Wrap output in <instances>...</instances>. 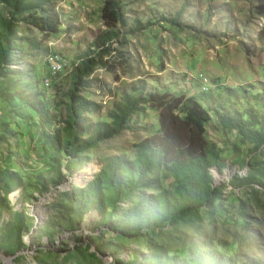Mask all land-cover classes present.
Returning <instances> with one entry per match:
<instances>
[{
    "label": "rangeland",
    "instance_id": "1",
    "mask_svg": "<svg viewBox=\"0 0 264 264\" xmlns=\"http://www.w3.org/2000/svg\"><path fill=\"white\" fill-rule=\"evenodd\" d=\"M48 1L58 31L42 34L23 19L27 13L17 15L18 49L0 72V170L17 177L7 195L0 189V264H158L204 250L220 252L226 264H264V190L241 183L247 167L236 163L258 151L264 160V143L247 151L234 131L217 126L232 111L264 117V0H114L120 20L110 28L101 15L105 0ZM108 30L104 47L92 46ZM86 58L93 61L85 74L76 66ZM162 92L208 110L205 136L224 163L210 167L215 197L154 230L119 232L103 221L107 201L102 210L81 204L82 188L106 160H132L134 144L160 131L146 98ZM125 97L134 101L121 126L76 151L73 160L83 164L70 172L68 108L83 105L78 124L89 126L81 134L87 138L97 122L113 124ZM171 182L158 172L155 183L118 203L111 220Z\"/></svg>",
    "mask_w": 264,
    "mask_h": 264
},
{
    "label": "trees",
    "instance_id": "2",
    "mask_svg": "<svg viewBox=\"0 0 264 264\" xmlns=\"http://www.w3.org/2000/svg\"><path fill=\"white\" fill-rule=\"evenodd\" d=\"M0 3L6 8L4 14L0 13L1 72L10 62L9 57L14 54L13 51L18 49L17 15L27 13L23 19L45 35L57 32L60 22L55 4L48 0H0ZM115 5L114 0H105L101 8L102 19L108 28L114 27L120 20ZM110 38V30L104 31L94 37L92 46L104 47ZM92 61V58H86L76 69L86 74L88 64ZM146 99L158 110L160 131L134 144L132 160L121 157L106 160L94 180L82 188L80 196L81 204L86 208L97 207L102 210L104 200L107 201L109 210L105 212L103 221L109 222L119 232L135 235L145 229L154 230L165 223L181 219L197 208L208 205L215 197L210 167L220 170L224 165L218 158V148L205 136V127L211 116L198 100L165 92L149 93ZM132 101L125 97L118 102L112 113L113 124L97 122L96 127L89 130L87 138H81V134L89 126L78 124L83 105L77 103L68 108L69 121L66 124L71 147L64 146L63 152L70 157L66 164L70 172L76 171L83 164L81 160H73L75 156L72 155L116 132L130 112ZM217 126L234 131L239 144L250 145L247 151L257 150L264 143V117L255 115L250 108L219 115ZM55 163L54 160L52 167L58 172ZM236 163L247 167L245 176L240 178L241 183L251 192L257 191L252 185H258L264 190V160L259 151L258 157L252 158L250 162L236 160ZM158 172L172 179L171 188H162L155 195L141 196L111 220L118 203L127 199L137 188L155 183ZM15 179L17 177L14 173L7 169L0 170V189L4 195L12 190ZM132 263L135 264V261ZM156 263L226 264L227 258L218 251L204 250L189 261L170 257Z\"/></svg>",
    "mask_w": 264,
    "mask_h": 264
}]
</instances>
